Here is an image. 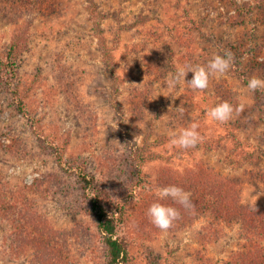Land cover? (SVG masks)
<instances>
[{"label":"rangeland","instance_id":"rangeland-1","mask_svg":"<svg viewBox=\"0 0 264 264\" xmlns=\"http://www.w3.org/2000/svg\"><path fill=\"white\" fill-rule=\"evenodd\" d=\"M92 1L99 34L85 0H61L50 15L16 13L0 0V52L17 34L26 44L14 80L26 116L0 85L3 179L12 187H40L31 197L52 231L88 229L89 238L79 239L84 243L59 240L60 264H105L106 250L73 170L64 172L37 134L53 137L67 161L84 162L124 207L117 235L126 244L127 264H231L246 246L239 225L215 235L203 230L200 218L144 234L138 218L144 199L158 197L169 176L185 190L181 182L190 172L232 180L241 204L264 207V88L246 87L253 76L264 79V0ZM225 51L232 53L230 68L211 74L206 89L185 84L190 69ZM181 68L189 71L185 82L181 76L172 86ZM221 101L241 109L224 124L207 116ZM193 122L205 140L195 149L169 147L171 133ZM12 230L0 218V264H31L29 254L4 251ZM258 243L264 247V240Z\"/></svg>","mask_w":264,"mask_h":264},{"label":"trees","instance_id":"trees-1","mask_svg":"<svg viewBox=\"0 0 264 264\" xmlns=\"http://www.w3.org/2000/svg\"><path fill=\"white\" fill-rule=\"evenodd\" d=\"M85 1L88 4L90 17L94 20V30L99 34L100 16L93 1ZM59 2L61 0H5L4 4L16 13L27 11L50 15L56 12V5ZM252 8L245 10L247 13H251ZM96 19L97 21H95ZM103 48L106 68L113 74L114 67L109 61V51L105 47ZM25 49V36L17 34L0 52V85L8 90L15 108L24 116H26V112L23 107V95L14 86V80ZM36 138L41 149L51 150L55 161L64 172L70 173L73 170V176L87 201L85 211L102 236L107 256L105 264H127L126 244L117 235L120 225L126 218L124 207L119 203V200L113 199V196L108 194L105 184L87 171L84 162L73 158L67 161L64 148H59L53 137L37 134ZM164 182L168 185L174 183L170 180V176ZM181 186L185 188V191L191 193L194 209L189 211L175 205L180 208L181 215L168 230L180 229L200 218L206 222L203 230L209 228L215 235L222 233L223 229L227 227L239 225L246 246L243 251L233 256L231 264H264V247L258 243L264 240V207L241 204L237 185L219 174L190 172L183 178ZM39 188V186L34 188L31 186L12 187L0 173V218L13 226L12 233L5 240L4 251L11 257L29 254L31 264H60L62 259L59 246L62 245L59 240L65 241L71 238L78 240L79 243H84L80 240L88 239L89 232L88 229L80 225L65 234L52 231L41 219L36 209L35 200L31 197V194L40 192ZM158 198L156 196L144 199L143 208L138 218L139 233H141V228H143L144 234L161 231L150 222L146 214L149 205ZM161 202L172 203L170 199ZM144 228L148 231H145Z\"/></svg>","mask_w":264,"mask_h":264},{"label":"clouds","instance_id":"clouds-1","mask_svg":"<svg viewBox=\"0 0 264 264\" xmlns=\"http://www.w3.org/2000/svg\"><path fill=\"white\" fill-rule=\"evenodd\" d=\"M231 61L232 53L230 51H225L223 55L216 54L208 61L207 65L190 69L192 77L187 83L185 82V76L189 71L181 68L172 77L170 84L175 86L180 77L183 76L185 84L189 87L196 90H204L208 87L209 76L213 73H225L230 68ZM246 87L252 91L264 88V79L253 76L248 80ZM177 110L182 111L180 108H177ZM238 110L241 109H234L233 105L228 101H221L207 110V116L212 121L224 124L230 121L233 112ZM199 128L200 125L193 122L187 127L181 128L178 132H172L168 141L169 147L181 150L195 149L205 140V136L200 132ZM156 192L159 198L149 205L146 214L150 222L161 231H167L180 218V208L175 205H179L189 211L194 209L191 201V193L185 191L178 185L170 184L159 187L156 189ZM169 199L172 203L161 202Z\"/></svg>","mask_w":264,"mask_h":264}]
</instances>
